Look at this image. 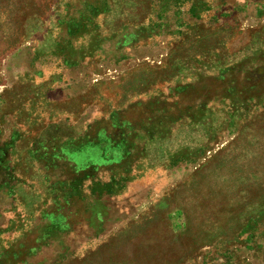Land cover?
Listing matches in <instances>:
<instances>
[{
	"label": "rangeland",
	"instance_id": "374dc122",
	"mask_svg": "<svg viewBox=\"0 0 264 264\" xmlns=\"http://www.w3.org/2000/svg\"><path fill=\"white\" fill-rule=\"evenodd\" d=\"M0 264H264V0H0Z\"/></svg>",
	"mask_w": 264,
	"mask_h": 264
}]
</instances>
